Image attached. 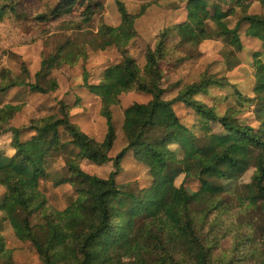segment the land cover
Segmentation results:
<instances>
[{"label":"trees","instance_id":"1","mask_svg":"<svg viewBox=\"0 0 264 264\" xmlns=\"http://www.w3.org/2000/svg\"><path fill=\"white\" fill-rule=\"evenodd\" d=\"M219 1L185 0V19L159 32L154 46L144 52L142 69L129 53L128 44L137 36L134 21L145 5L131 14L124 1L114 0L119 23L113 26L100 22L95 31L86 27L103 9L101 0H58L47 7L46 13L36 16L45 22L61 20L58 30L73 31L71 35L65 33L50 51L41 52L34 81H20L1 68L0 95L21 87L41 94L55 91L58 83L51 76L53 69L86 60L88 47L104 50L113 46L121 59L107 70L112 88L116 93L136 90L149 99L123 109L125 144L113 158L109 151L116 134L111 102L106 98L100 102L106 125L101 140L90 137L71 121V106L64 101L58 102L54 112L31 119L22 127L10 125L21 104L0 105V133L10 132L13 150L11 155L0 153V186L4 188L0 198V264H17L5 247L1 234L4 222L19 240L31 243L40 264H235L242 260L264 264V248L259 249L264 244V61L259 52L253 54L252 96L234 89L238 102L253 106L257 126L239 119L235 107L218 113L215 105L195 97L208 94L211 86L229 85L226 77L204 72L170 99L163 97L165 89L161 86L160 60L170 54L183 53L179 60L196 56L198 45L211 38L207 22L220 25L227 16L240 12L232 28L218 32L226 40L220 55L227 69L240 62L236 52L243 49L241 26L245 27L244 35L262 41L264 47V16L248 13L250 0H232L225 9ZM0 5V19L5 12L13 14L17 10L16 0H4ZM170 37L176 41L169 45ZM21 72L28 78L24 63ZM176 102L190 108L200 126L185 124L174 111ZM46 136L49 143L44 141ZM62 136L68 138L62 140ZM53 149L66 168L55 184L68 183L75 190V198L63 209L51 206L31 180L42 176V163L56 151ZM128 152L147 169L151 188L144 194L124 191L116 181ZM84 160L95 165L111 161L113 169L102 178L85 171L81 164ZM250 169L249 181L243 182V175ZM176 173L194 177L198 189L189 193L184 183L176 185ZM226 182L234 183L231 192L226 190ZM122 194L136 201V206L118 224L113 202ZM231 199L240 206L241 216L250 211L260 213V222L247 221L246 227L254 233L236 234V223L228 216ZM33 217L38 220L33 222ZM237 224L242 222L238 220ZM229 235V249L219 248V242ZM128 251L131 258L125 260L123 255Z\"/></svg>","mask_w":264,"mask_h":264},{"label":"rangeland","instance_id":"2","mask_svg":"<svg viewBox=\"0 0 264 264\" xmlns=\"http://www.w3.org/2000/svg\"><path fill=\"white\" fill-rule=\"evenodd\" d=\"M3 1L0 0V4H3ZM57 1L16 0V12L13 14L5 12L3 14L0 19V69H8L20 81H34L35 73L41 60V52L50 51L57 43L63 40L65 33L71 35L73 31L58 30V23L61 20L45 22L36 19L37 15L46 13L47 7ZM101 1L103 2V9L93 17L89 27H86L93 31L97 29L100 22L115 26L120 20L114 0ZM122 1H124L126 9L131 14L138 13L141 7L145 5L143 13L134 21L137 36L128 44L129 53L142 69L145 63L144 52L148 46H154L159 32L185 19V0ZM219 2L224 9L232 4V0H221ZM248 13L264 16V0H250ZM239 17L240 12L237 11L223 19L220 25L212 21L207 22L211 38L202 41L198 45L196 56L179 60L177 57H181L183 53H180V56L170 54L165 59L160 60V66L163 71L161 86L165 89L163 97L170 99L176 95L179 89L197 81L204 72L218 77H226L230 83L229 85L224 87L211 86L208 94H197L195 97L206 104L215 105L218 113H223L228 106L235 107L239 109V119L257 126L253 114V106L247 101L238 102L240 100L235 95L234 89L240 90L244 96H252L254 83L253 54L259 52V57L264 61L262 41L244 35L245 27L241 26L239 38L243 49L236 52L240 62L233 69H227L220 55V50L226 40L225 36L218 34V32L232 28ZM174 41H176V38L170 37L168 44H173ZM120 59V54L113 46H109L104 50H95L88 47L86 60H78L72 66L62 65L51 71V76L58 83L55 91L41 94L27 87L11 89L0 95V105L8 102L21 104V109L10 120V125L22 127L27 125L31 119L54 112L57 109L58 102L64 101L71 106V121L76 123L90 137L101 140L106 131V125L104 117L100 115V102L102 98H106L111 102L110 110L116 134V139L109 151V156L113 158L125 144L121 129L123 109L134 102H145L149 99L148 95L136 90L116 93L112 88L111 81L107 76V70L110 66L119 62ZM22 63H24L29 72L28 78L21 72ZM84 81L87 82L84 83ZM173 108L185 124L200 126V120L190 108L179 102H176ZM67 138L62 136L61 139ZM44 141L49 143V137L46 136ZM9 142L10 132L0 133V153L7 155L13 153ZM81 164L85 171L102 178L107 177L108 173L113 169L111 161L102 165H95L84 160ZM121 166L122 171L116 177V181L124 191H131L136 195H141L150 190L151 182L147 169L134 158L132 153L128 152L123 157ZM42 168V176H35L31 180L46 196L51 206L56 209H63L75 198V190L68 183L55 184L56 180L66 171L61 155L58 154L57 150L42 163ZM251 173L252 169L248 170L243 175L242 181L248 182ZM174 176L175 184L184 183L189 193H194L198 189L199 182L194 177L184 178L183 174L178 173L174 174ZM233 184V182H226V190L228 192H231ZM3 193L4 188L0 186V198ZM124 196V194L120 195L113 202L117 213L115 222L118 224L126 219L136 206V201L129 200ZM228 203L230 206L228 216L232 217L236 223L233 224L236 234L240 236L254 233L252 229L246 227L248 226L247 221L251 223L260 222L259 220L262 219L260 213L250 211L245 216H241L239 214L240 206L232 199ZM37 220L38 217L32 218L33 222ZM39 220H41V217ZM238 220L242 222V225L239 226L237 224ZM2 226L1 234L5 240V247L11 250L13 261L17 264H40L38 254L31 243L19 240L14 235L8 222H4ZM232 235L223 238L219 242V248L228 250L232 243ZM263 248L264 244L259 247L260 250ZM129 258H131V253L128 251L124 253L123 259L127 260ZM251 263V261L242 260L235 264Z\"/></svg>","mask_w":264,"mask_h":264}]
</instances>
